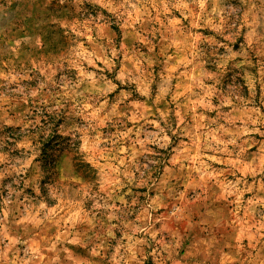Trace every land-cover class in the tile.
<instances>
[{
	"label": "rangeland",
	"instance_id": "374dc122",
	"mask_svg": "<svg viewBox=\"0 0 264 264\" xmlns=\"http://www.w3.org/2000/svg\"><path fill=\"white\" fill-rule=\"evenodd\" d=\"M0 264H264V0H0Z\"/></svg>",
	"mask_w": 264,
	"mask_h": 264
}]
</instances>
